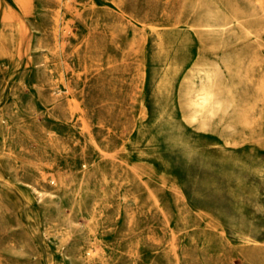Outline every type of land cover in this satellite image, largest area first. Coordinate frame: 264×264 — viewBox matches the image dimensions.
<instances>
[{
	"label": "rangeland",
	"instance_id": "1",
	"mask_svg": "<svg viewBox=\"0 0 264 264\" xmlns=\"http://www.w3.org/2000/svg\"><path fill=\"white\" fill-rule=\"evenodd\" d=\"M0 264H264V0H0Z\"/></svg>",
	"mask_w": 264,
	"mask_h": 264
},
{
	"label": "bare ground",
	"instance_id": "2",
	"mask_svg": "<svg viewBox=\"0 0 264 264\" xmlns=\"http://www.w3.org/2000/svg\"><path fill=\"white\" fill-rule=\"evenodd\" d=\"M218 22H219V21H218ZM225 25H226V24H225ZM224 59H225V58H224ZM225 60H226V59H225ZM225 60H224V61H225ZM233 65H234V64H233Z\"/></svg>",
	"mask_w": 264,
	"mask_h": 264
}]
</instances>
